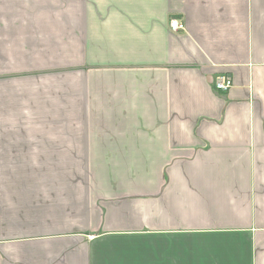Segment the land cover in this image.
<instances>
[{
    "label": "crops",
    "instance_id": "crops-1",
    "mask_svg": "<svg viewBox=\"0 0 264 264\" xmlns=\"http://www.w3.org/2000/svg\"><path fill=\"white\" fill-rule=\"evenodd\" d=\"M0 264H264V0H0Z\"/></svg>",
    "mask_w": 264,
    "mask_h": 264
},
{
    "label": "built area",
    "instance_id": "built-area-1",
    "mask_svg": "<svg viewBox=\"0 0 264 264\" xmlns=\"http://www.w3.org/2000/svg\"><path fill=\"white\" fill-rule=\"evenodd\" d=\"M169 28L172 32H179L183 30L184 25L178 19H170ZM233 81L230 76L219 74L215 77L213 86L219 93H225L232 86Z\"/></svg>",
    "mask_w": 264,
    "mask_h": 264
}]
</instances>
